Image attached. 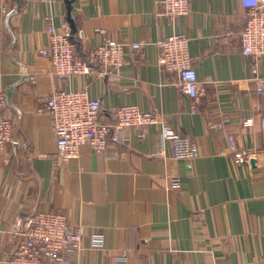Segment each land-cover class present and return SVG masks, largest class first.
<instances>
[{
    "label": "crops",
    "instance_id": "obj_1",
    "mask_svg": "<svg viewBox=\"0 0 264 264\" xmlns=\"http://www.w3.org/2000/svg\"><path fill=\"white\" fill-rule=\"evenodd\" d=\"M4 3L20 10L8 18ZM191 7L172 18L160 0H0V88L9 92L14 124L0 153V264L14 247L15 221L40 211L84 225L82 248L54 264H114L123 250L128 264H264V158L232 157L233 147L264 148V94L252 71L257 64L264 78V56L243 52L247 10L240 0H191ZM48 17L57 28L70 22L83 56L105 36L146 45L117 76L66 81L40 52ZM173 33L189 37L198 98L158 65L154 42ZM84 87L100 98L102 120H114L115 106L138 105L189 136L197 156L175 158L171 141L152 125L145 138L128 128L104 152L86 144L78 158L61 160L52 116L39 111L43 95ZM246 118L253 124L244 125ZM95 233L105 236L102 248L92 245Z\"/></svg>",
    "mask_w": 264,
    "mask_h": 264
},
{
    "label": "built area",
    "instance_id": "obj_2",
    "mask_svg": "<svg viewBox=\"0 0 264 264\" xmlns=\"http://www.w3.org/2000/svg\"><path fill=\"white\" fill-rule=\"evenodd\" d=\"M246 11V24L242 30V46L246 55H253L256 60L264 56V0H240ZM164 6L163 14L172 18L191 13V0H160ZM20 7L8 8L4 3L2 11L10 14ZM48 44L40 49L41 54L49 57L53 64V74L70 81L78 75L97 74L117 76L123 66L143 51L145 41L127 42L105 36L86 56L78 51L73 38V28L65 21L57 28L52 18L48 17ZM105 32V30H102ZM154 44L159 49L158 65L163 71L179 76V85L184 93L192 98L200 95L197 69L189 49V37L173 33L158 38ZM257 91L264 94V78L260 76L258 66L252 68ZM29 79L36 81V75ZM44 103L40 112L49 113L53 119V128L57 144V156L61 160L78 158L83 145H90L95 152L101 153L111 143H121L123 133L128 128H139V136H147V127L160 126L163 140L173 144L174 157L191 160L198 154L196 143L181 134L155 112L144 110L138 105L123 104L111 108L114 120L101 119L102 103L94 97L88 87L58 88L43 95ZM8 106L7 92L0 88V153L13 140L14 124L6 114ZM228 120L213 124L222 127ZM243 124L250 126L253 118H246ZM264 132V117L262 119ZM264 158L263 149L232 148V157L237 163L251 159ZM84 225L73 223L63 212L40 211L19 217L13 226L11 240L14 247L5 258V264H54L69 258L82 248ZM104 234L92 235V245L102 248ZM129 252L126 250L114 256V264H128Z\"/></svg>",
    "mask_w": 264,
    "mask_h": 264
},
{
    "label": "water",
    "instance_id": "obj_3",
    "mask_svg": "<svg viewBox=\"0 0 264 264\" xmlns=\"http://www.w3.org/2000/svg\"><path fill=\"white\" fill-rule=\"evenodd\" d=\"M14 14H16V11L11 12V13L8 15V18H10L11 16H13ZM7 99H8V102H9V92H7Z\"/></svg>",
    "mask_w": 264,
    "mask_h": 264
}]
</instances>
